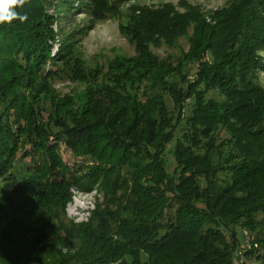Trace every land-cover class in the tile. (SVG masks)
Segmentation results:
<instances>
[{
  "label": "trees",
  "instance_id": "1",
  "mask_svg": "<svg viewBox=\"0 0 264 264\" xmlns=\"http://www.w3.org/2000/svg\"><path fill=\"white\" fill-rule=\"evenodd\" d=\"M124 1L91 0L90 15ZM44 5L27 0L24 23L0 24V264H232L238 228H264V0H234L213 23L132 5L118 29L134 55L88 71L72 33L51 55ZM190 25L186 52L151 51ZM61 73L87 84L81 106L50 90ZM60 142L80 161L67 165ZM92 188L102 201L68 220L71 190Z\"/></svg>",
  "mask_w": 264,
  "mask_h": 264
},
{
  "label": "rangeland",
  "instance_id": "2",
  "mask_svg": "<svg viewBox=\"0 0 264 264\" xmlns=\"http://www.w3.org/2000/svg\"><path fill=\"white\" fill-rule=\"evenodd\" d=\"M44 2V9L54 18L52 29L57 33L55 42L51 50V55L57 52L58 42L62 36L69 33L73 34L72 40L75 56L82 61L83 67L86 71L94 68L106 69V66L118 57H131L134 55L133 45L125 38L119 31L118 25L127 19L130 7L137 6L158 9L162 6H169L175 12L185 13L187 9H197L202 18L208 23H213L219 10L229 5L234 0H125L117 3L114 14H105V17L100 20H93L90 15L91 0H42ZM109 4L115 3V0H106ZM90 3V4H89ZM193 25L187 28L185 34L176 38L172 45L159 43L157 45H150L151 51L159 58H177L181 53L187 51L189 47V39L193 35ZM45 69H55L54 66L47 63ZM188 79L193 80L196 72V65L190 64L188 66ZM257 83L264 88V72H259L256 76ZM49 88L59 98L69 96L73 99L77 106H81L84 102L85 91L87 84L75 80L70 73H61L60 76L55 77L49 81ZM211 95V93L209 94ZM169 109H172V102L169 97H166ZM185 107L181 109V117L188 115L191 99L184 100ZM49 109V108H48ZM48 109L43 111L42 118L46 120ZM23 152L19 151L16 158H21ZM59 154L61 159L69 166L80 161V158L75 157L63 143H59ZM166 164L168 170L173 169L171 154H166ZM28 162L29 159H24ZM71 200L67 203L65 208L66 218L74 222L85 221L91 210L95 207V203L101 202L103 193L98 188L91 190H71ZM263 214H259L261 219ZM26 220L25 218H21ZM238 228V238L240 234ZM264 228L257 229L252 232L255 239L259 243V251L264 255V242L259 241L261 237L257 234ZM264 262V257H262Z\"/></svg>",
  "mask_w": 264,
  "mask_h": 264
},
{
  "label": "built area",
  "instance_id": "3",
  "mask_svg": "<svg viewBox=\"0 0 264 264\" xmlns=\"http://www.w3.org/2000/svg\"><path fill=\"white\" fill-rule=\"evenodd\" d=\"M259 243L252 232L240 229L238 245L233 251L232 264H264L259 256Z\"/></svg>",
  "mask_w": 264,
  "mask_h": 264
},
{
  "label": "clouds",
  "instance_id": "4",
  "mask_svg": "<svg viewBox=\"0 0 264 264\" xmlns=\"http://www.w3.org/2000/svg\"><path fill=\"white\" fill-rule=\"evenodd\" d=\"M26 3L27 0H0V24H11L17 19L24 23L28 19L27 12L21 14L16 9L23 7Z\"/></svg>",
  "mask_w": 264,
  "mask_h": 264
}]
</instances>
